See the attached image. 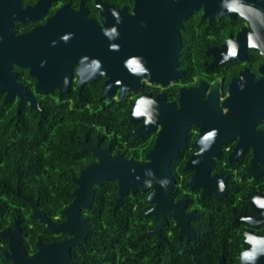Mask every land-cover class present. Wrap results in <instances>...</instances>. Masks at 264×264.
Segmentation results:
<instances>
[{"label": "flooded vegetation", "instance_id": "af4514ba", "mask_svg": "<svg viewBox=\"0 0 264 264\" xmlns=\"http://www.w3.org/2000/svg\"><path fill=\"white\" fill-rule=\"evenodd\" d=\"M178 1L0 0L6 16L16 12L7 9L10 3H20V20H12L9 29L13 36L31 31L35 35L24 42V66L11 64L10 72L16 75L15 83L34 96L39 115L53 110L60 125L76 126L70 140L78 146L74 153L86 156L81 171L104 152L146 162L163 128L156 110L186 109L189 118H169L165 130L171 139L174 129L184 135L171 163L173 198L174 204L184 201V213L194 214L188 224L195 237L188 240L187 234H180L177 220L168 213L160 233L155 232L156 216L148 214L155 207L147 200L151 189L141 193L150 207L140 208L145 214L137 219L142 231H134L138 246L132 259L152 264L145 260L159 254L162 264H176L171 259L178 255L180 264H186L185 243L198 240L213 259L188 264H264V0H249V21L235 9L232 16L209 17L215 9L203 2L184 19L188 0L181 6ZM54 17L58 36L47 56L41 28ZM130 17L142 37L137 31V38L120 36L132 27ZM191 26L199 36H185ZM9 57L1 61L9 62ZM36 75L52 92L34 93L41 82ZM11 102L16 111L18 99ZM29 104L22 110L30 109ZM76 113L82 116H72ZM197 172V180L189 183ZM63 210L49 217L55 226L65 223ZM30 215L15 219L12 228L0 229L13 232L17 222L25 257H34L29 264H91L86 258L95 255L82 246L87 240L69 248L63 244L72 235L41 226ZM209 235L215 236V244H204ZM11 251L10 238L0 237V264H14L6 256ZM105 252V264L116 259L115 253Z\"/></svg>", "mask_w": 264, "mask_h": 264}, {"label": "trees", "instance_id": "16d2710c", "mask_svg": "<svg viewBox=\"0 0 264 264\" xmlns=\"http://www.w3.org/2000/svg\"><path fill=\"white\" fill-rule=\"evenodd\" d=\"M185 36L197 37L199 33L191 26L190 35ZM52 113L53 110H46L41 116L31 109L16 113L14 103H3L0 95V229L12 228L15 219H28L30 207L21 197L37 200L38 208L51 219L58 217L74 199L75 180L85 165L86 156L74 153L78 146L70 137L76 132V126L60 125ZM122 117L126 121L125 111ZM116 189V181L102 182L95 188L91 209L82 212L91 229L87 242L82 245L95 255L86 258L91 264H105L102 257L106 250L115 253L116 259L110 264L139 262L131 257L138 246L134 240L138 235L134 231H142L137 219L142 218L145 210L140 208L150 205L146 194L137 192L125 196L121 207L113 211ZM199 243L198 240L185 243L187 251L183 260L186 264L207 263L213 259L212 253L206 247L200 248ZM215 243L214 235L204 239V244ZM179 259L176 255L171 260L180 264ZM145 261L162 264L159 254H153ZM169 264L172 263L169 261Z\"/></svg>", "mask_w": 264, "mask_h": 264}, {"label": "water", "instance_id": "95a60500", "mask_svg": "<svg viewBox=\"0 0 264 264\" xmlns=\"http://www.w3.org/2000/svg\"><path fill=\"white\" fill-rule=\"evenodd\" d=\"M183 0L177 2V6L182 5ZM207 5V9H215V13H211L209 17L221 16L224 14H229L232 16L234 9L240 14L241 17L249 21V0H188L185 1L186 14L184 19L190 15L192 12L198 10L201 4ZM165 6V3L163 4ZM8 10L15 12V15L7 16L5 12L0 11V28L3 32V37L0 38V61L2 58L10 56L9 62H0V95L3 94V103H9L14 98L18 99L16 105V113L20 112L26 102H29V108L37 113H41L39 110L34 96L26 93L24 88L17 83H15L16 75L10 72V65L16 64L20 67L24 66V57L26 52V45L24 42L30 43L31 39L29 37H34L33 31L27 34H21L18 36H13L12 32L9 31L12 24V20H20L18 17V12L21 10L20 3L15 4V2L10 3ZM170 6V4H168ZM2 8H4L2 4ZM5 9V8H4ZM219 10V12L217 11ZM206 12V11H205ZM21 13V12H20ZM22 19V18H21ZM55 19L51 18L48 25L41 28L45 32V43H46V54L47 56L53 52L52 47H54V37L58 36L55 31ZM133 17H130L128 22L132 26L125 30V33L120 35L123 38H137L136 31L140 36V29L133 24ZM258 21L256 22V25ZM179 28L182 27L180 24L177 25ZM130 30V33L128 32ZM249 31V30H247ZM244 33L243 30L237 33V39ZM62 35V34H61ZM65 35V34H64ZM149 36V32L145 37ZM245 39L249 42V33H245ZM174 37L178 38L179 33L174 31ZM9 39V40H8ZM47 61V57H46ZM35 77V76H34ZM41 82H37L35 92L36 94H47L52 92V88L44 89L42 82V77L36 75L35 77ZM65 90L61 91V94ZM135 110H131V115L134 114ZM173 115L171 116V113ZM169 112V108L163 113H157V120L160 121L163 128L161 127L156 145L153 150H151L146 155V162L138 163L132 161V159H126L121 156L108 157L107 153L104 155L98 154V161L94 165L81 171L78 179L75 180L77 188L75 189L73 196L74 199L66 207L62 215L67 219L65 223L55 226L52 224L46 213L38 208L37 200H32L27 197H21L25 201L31 210L30 217L41 222L45 227L52 230H59L61 232H67L73 236V239L65 242L63 245H68V247L78 246L85 243L88 235L90 234V228L87 224V220L81 217L83 210H90L94 201L97 186H100L102 182L114 180L117 182V189L114 197V206L116 209L121 206L122 199L128 194H135L137 192L148 193L151 189L152 191L148 195V202L155 204V207L151 209L148 214L156 216L157 224L155 228L156 233H160V229L166 223V214L172 215L177 220V226L181 228L180 234H187L188 240L195 237L194 232L189 228L188 219L193 217V213H184V201H180L174 204L173 198V187L175 184V177L171 172L172 160L177 158L179 146L184 144V135L180 130L174 129L173 139L171 136L169 138V133L165 130L169 118H173L174 122L181 120H186L189 118L187 115V110L183 109L179 112L172 111ZM156 113L150 114L152 117H156ZM133 117V116H132ZM151 119L150 117L148 118ZM134 121V118H131ZM193 156L189 160H191ZM188 160V162H189ZM198 172L193 176V182L197 180ZM17 196L18 193L16 194ZM0 237H9L11 252H7L6 256L11 259L14 264H29L33 259L27 260L25 257V250L20 244V227L16 222V228L13 232L9 229L0 231ZM222 264V260H220ZM242 262L246 260L242 257ZM246 264V263H240Z\"/></svg>", "mask_w": 264, "mask_h": 264}, {"label": "snow or ice", "instance_id": "6c2138e0", "mask_svg": "<svg viewBox=\"0 0 264 264\" xmlns=\"http://www.w3.org/2000/svg\"><path fill=\"white\" fill-rule=\"evenodd\" d=\"M134 63V62H133Z\"/></svg>", "mask_w": 264, "mask_h": 264}]
</instances>
